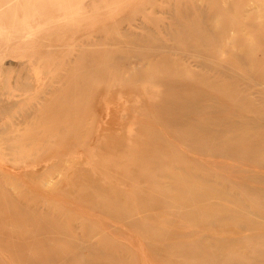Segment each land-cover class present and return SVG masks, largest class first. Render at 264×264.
Wrapping results in <instances>:
<instances>
[{
	"label": "rangeland",
	"instance_id": "obj_1",
	"mask_svg": "<svg viewBox=\"0 0 264 264\" xmlns=\"http://www.w3.org/2000/svg\"><path fill=\"white\" fill-rule=\"evenodd\" d=\"M209 25L224 30L212 33L217 60L255 83L184 54L211 40ZM234 51H250L241 67ZM263 72L264 0H0V264H206L205 238L261 247L242 227L234 235L179 214L160 196V175L189 166L230 184L264 172L231 151L191 147L211 145L170 123L183 112L264 118ZM171 80L184 84L161 83ZM198 95L199 108L181 103ZM226 251L215 261L252 257Z\"/></svg>",
	"mask_w": 264,
	"mask_h": 264
},
{
	"label": "bare ground",
	"instance_id": "obj_2",
	"mask_svg": "<svg viewBox=\"0 0 264 264\" xmlns=\"http://www.w3.org/2000/svg\"><path fill=\"white\" fill-rule=\"evenodd\" d=\"M220 29H222L221 26H219V28H217V26L209 25L208 31L203 32V34L206 36H210L211 40H209V41H205V40L202 41L201 40L199 42L200 45H198V47L194 48L192 51H190L191 49H189L184 54H187V56L206 57V59H204V61L202 63H200L201 65L215 69V72L217 74H219V76H227V77L231 78V80L233 82H236L237 80H240V78L244 77V79L247 78L249 80H251V78H252L253 82L255 83V77L257 75L253 76V72L246 70L245 72H243V75H242V74L238 73L233 67L228 66V62H225V61L220 62L219 61L220 59L217 60L216 54L218 53L219 49L221 50V48H222L221 44L222 43L220 44L219 39L217 37H215L213 34L217 30L219 31ZM228 44H230V43H228ZM239 51H241V50L239 49ZM239 51H238V53H236L235 51H234L235 52L234 54L232 53V58H233L232 61H234V63H236L238 67H241L242 64H241L240 60L243 58L245 59V57H248L250 55V51H245V53H239ZM230 63H231V61H230ZM257 78H259L261 80L260 83L263 84L264 83V72L262 73L261 78H260V76H258ZM161 83L167 84L170 87L174 86L176 88H179L184 84L183 81H178V80H176V81L175 80L161 81ZM227 84L228 83L216 82L214 84V86L226 88L228 86ZM248 96L249 95H247V97ZM225 97H226V95H225ZM201 99H202V96L198 95V96H194V97L189 98V99L184 98L181 100L182 101L181 103L187 109L193 110L195 108H199L196 105H198L200 103ZM235 100L237 101V99H235ZM167 103L171 104V108L175 107L174 106V104H175L174 100L167 101ZM232 104H235V103H232ZM242 107H244V106H242ZM238 109L240 110L242 108H238ZM248 109L249 108H247V110ZM152 111H153V109H152ZM180 113H182V112H180ZM188 114H189V112H183L182 114L177 115L174 118L171 117L170 123L172 125L184 126V127L188 128V130H186V131L188 133H190L191 135H194V136L204 135L203 136L204 139L208 140L210 142L209 144L211 145L208 147L202 145L200 147L199 144L193 143V144H190L191 147L199 148V149L202 148L201 150L213 148V149L219 151L220 153H223L226 151H229V152L231 151V152L235 153V155L237 157H242V158L253 161V163L255 165V170L258 169L256 171L264 170V118H262L263 116L262 117L257 116V117L251 118V117H246V116L241 117L238 115L237 116H225L222 114L210 113L206 117L207 119H200V118H193L192 116H190ZM257 114H259V113H257ZM204 116H206V115H204ZM173 128H175V127H173ZM181 139L184 140L183 138H181ZM184 143H186V142H184ZM177 151H178V149L175 152H177ZM144 153H146V152H144ZM148 160H150V159H148ZM166 166H168V165H166ZM163 167L164 166L159 167L158 170H161ZM178 167L174 168V169H178V171H174L171 173L165 171L160 175V177H163V179L167 182V184L165 186H163L164 188H163L162 192L160 193V196L167 201H171L168 205L173 207L175 210H178V211L180 210L178 212L179 214L181 212V213H184L185 215L189 216V218L191 220L195 221L196 224L197 223L201 224L202 222L204 223L205 221H207V219L205 218L207 216L211 217L212 218L211 222L204 223V225H208V228L210 225L211 226L212 225L217 226L218 228L222 227L224 230L226 228H230L229 229L230 233H232L234 235L235 234L238 235L239 233H235V229H237L236 228L237 226H239V228L242 227L243 229L248 230L251 233H253V240L256 241V243L261 244V247H259V248H257L258 246L257 247L252 246L254 248L248 249L247 246L242 245V244L240 245V244H238V242H237L236 246H234L235 244L230 246L229 242H231V240L234 239L235 237H231L232 238L231 240H230L229 236H226L229 239H226L223 237H214V238H209V239H206V238L202 239L201 243H199L200 245L199 244L198 245L201 247H204L202 253H206L205 255L207 258H205V260H204L206 262V264H264V172H260L256 175H253L252 177H250L251 181H255V182H258L260 184H257V183L252 184L251 181L247 177H245L241 181H234V182H231L229 184L227 181H224V180L217 181L214 178H212L209 174L199 173L189 166H178ZM130 171H132V170H130ZM151 171H153V170H151ZM161 171H163V170H161ZM127 173H128V171H127ZM128 179H130V178H128ZM126 180H124V181H126ZM238 187H240V189L243 190L245 192V194L248 195L249 197H251L252 199L255 198L256 201L254 200V202H253V200H252V202H251L250 200L249 201L247 199L245 200L244 196H242L243 194L241 193L242 194L241 195L240 191H236ZM115 193L117 194L118 192H115ZM87 195H90V193H88ZM115 197H117V196H115ZM117 199H119V198L117 197ZM159 207L160 206L156 203H151V205H150L151 211H156V209H158ZM28 213L31 216H33L35 214L32 210H29ZM146 215L152 216V213L146 212ZM42 220H41L42 225L49 228L43 234H45V236H48V233H50L49 231H51V228H52L50 226L53 223L54 219H52L51 217H47V219L43 218ZM201 227H204L203 224L201 225ZM52 229L55 230V228H52ZM206 229H207V227H206ZM207 230H209V229H207ZM63 232L64 231L61 229L58 231V233H56V234L53 233L54 235L51 237L57 238L59 236V233H63ZM165 232H167V231H165ZM153 234H155V233H153ZM171 235H173V234H171ZM174 235L176 236L175 233H174ZM250 235H252V234H250ZM250 235H248V236H250ZM63 236H64V234L60 235V237H63ZM222 236H225V235L222 234ZM176 238H177V236H176ZM236 238H235L236 240L234 239L235 241L241 239L240 237H236ZM161 244H163V243H161ZM170 246H171V248L174 247L172 245H170ZM175 247H176V245H175ZM160 248H163V247H161V245H159L156 248H154L156 253L159 252V254H161ZM164 250H165V248H164ZM168 250H169V248H168ZM226 250H232L233 252L239 251L238 253H242L243 250L248 251L249 254L252 253V257H251V260L249 262L247 260L245 261V260L240 259V258L231 259L229 261H218V262H216L215 261L216 258L215 259L213 258L214 255L218 254V252H225ZM245 253H247V252H245ZM199 254L201 255V253H199ZM196 262L190 263V264H199ZM174 263L175 264H188V262L185 263L184 261L181 263L179 261L178 262L176 261ZM201 263L203 264V262H201Z\"/></svg>",
	"mask_w": 264,
	"mask_h": 264
}]
</instances>
